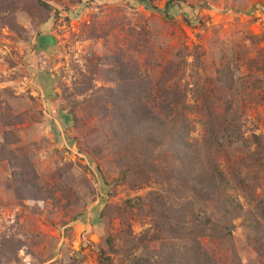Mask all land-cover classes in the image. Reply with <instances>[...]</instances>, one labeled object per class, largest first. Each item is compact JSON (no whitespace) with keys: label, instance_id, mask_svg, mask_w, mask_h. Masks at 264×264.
<instances>
[{"label":"rangeland","instance_id":"rangeland-1","mask_svg":"<svg viewBox=\"0 0 264 264\" xmlns=\"http://www.w3.org/2000/svg\"><path fill=\"white\" fill-rule=\"evenodd\" d=\"M41 1L49 8L0 0V264H151L163 244L187 248L178 233L167 239L156 230L155 203L151 212L124 205L164 193L159 174L170 163L161 148L126 145L115 123L124 114L110 93L134 75L144 93L133 104L143 117L164 119L165 81L188 109L191 136H201L209 106L219 119L236 120L242 139L217 160L240 186V201L260 213L264 0ZM118 62L129 73L115 75ZM139 151L150 165L146 181L120 180L122 168L135 169ZM172 201L183 205L188 197L175 192ZM190 202L194 219L212 211L211 203ZM234 226L225 243L201 240L214 260L262 262L246 224Z\"/></svg>","mask_w":264,"mask_h":264},{"label":"trees","instance_id":"trees-1","mask_svg":"<svg viewBox=\"0 0 264 264\" xmlns=\"http://www.w3.org/2000/svg\"><path fill=\"white\" fill-rule=\"evenodd\" d=\"M35 1L45 9L49 8L47 3L41 0ZM170 3L167 2L165 7L169 8ZM118 67L119 70L115 71V75L129 73L125 68L126 65L121 62H118ZM118 82L121 84L113 95L110 93L109 97L114 100L111 103L112 107L120 109L119 113L124 114L121 120H115L118 129L122 131L123 142L134 147L133 143L139 140L146 145V149L148 146H151L150 149L161 148L170 157L167 169L159 174L162 180L160 182L167 185L165 192L130 198L124 202V205L128 211L143 210L148 207V211L151 212V206L155 203L158 207L155 228L159 234L167 239H173L178 233L188 245L184 250L173 251V243L163 244L158 253L159 260L151 264H175L180 258L182 264H218L212 257L210 248L201 240L206 238L209 243L229 241L234 233L235 220L246 224L250 232L246 237L247 242L255 249L260 259L263 258L264 206H260L259 213L248 207L249 199L243 198L245 202L240 201L237 192L240 186L233 183L232 175H229L227 169L217 160L221 153L225 154L233 143L242 139L241 128L236 120L227 117L219 119L216 117L214 106H209L203 112L204 119L198 122L201 136L196 138L191 136L195 127L191 126L184 116L188 109L177 101L175 93L165 90L162 83L165 81L159 83V86L162 85L161 93L167 98L171 97V100L159 104L161 112L165 114L164 119L153 116L147 118L137 113L136 103L140 102L139 97L144 91L137 86L136 75L133 79L127 78ZM135 101L137 102L133 104ZM254 139L255 144L261 145L258 137L254 136ZM138 153L140 159L134 163L135 169L132 165L122 168L120 180L132 175L140 182L146 181L150 165L146 166L144 159L140 162L145 153L140 151ZM175 192H181L188 197V201L183 205L173 203L172 197ZM192 198L200 205L211 203L212 211L204 208L201 218L194 219L191 215ZM209 212L211 215H208ZM186 217L189 219L183 220ZM105 244L108 251L116 252L114 239L107 237ZM228 264H243V262L234 255L229 259ZM259 264H264V258Z\"/></svg>","mask_w":264,"mask_h":264}]
</instances>
